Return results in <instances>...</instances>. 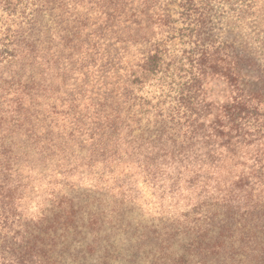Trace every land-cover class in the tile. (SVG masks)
I'll use <instances>...</instances> for the list:
<instances>
[{"label": "trees", "instance_id": "1", "mask_svg": "<svg viewBox=\"0 0 264 264\" xmlns=\"http://www.w3.org/2000/svg\"><path fill=\"white\" fill-rule=\"evenodd\" d=\"M255 1L0 0V264H264ZM143 205L177 260L114 228Z\"/></svg>", "mask_w": 264, "mask_h": 264}, {"label": "rangeland", "instance_id": "2", "mask_svg": "<svg viewBox=\"0 0 264 264\" xmlns=\"http://www.w3.org/2000/svg\"><path fill=\"white\" fill-rule=\"evenodd\" d=\"M234 21L237 22L238 26L233 31L239 41L247 43L254 51L258 50L264 55V0H256L251 13L243 21L237 18ZM39 201L40 198L37 196L35 200L25 205L24 217L26 222L31 225H38L40 221ZM127 214L126 220H128V223L117 220L114 228H119V231H126L133 235V244L141 246V250L138 252L139 262L154 261V247L156 244L165 249L176 251L175 260L185 252V235L183 231L180 232L178 228H174L172 221L168 218L170 213L167 210L143 205L133 211H128ZM110 227L111 225L107 223L105 228ZM121 238L127 243L128 238ZM123 247V245H120L119 249H123ZM97 259L98 257L95 256L91 258V262H97ZM117 263L118 261H114L111 264ZM168 264H171L170 258ZM192 264L195 263L192 262Z\"/></svg>", "mask_w": 264, "mask_h": 264}]
</instances>
